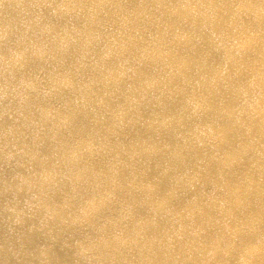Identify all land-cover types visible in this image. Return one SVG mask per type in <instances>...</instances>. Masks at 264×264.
Segmentation results:
<instances>
[{
	"label": "bare ground",
	"instance_id": "1",
	"mask_svg": "<svg viewBox=\"0 0 264 264\" xmlns=\"http://www.w3.org/2000/svg\"><path fill=\"white\" fill-rule=\"evenodd\" d=\"M0 264H264V0H0Z\"/></svg>",
	"mask_w": 264,
	"mask_h": 264
}]
</instances>
